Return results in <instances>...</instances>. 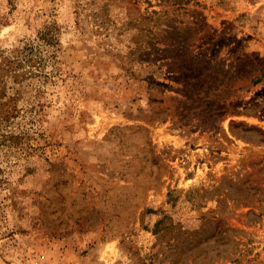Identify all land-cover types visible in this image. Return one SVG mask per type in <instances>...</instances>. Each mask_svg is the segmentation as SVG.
I'll list each match as a JSON object with an SVG mask.
<instances>
[{
  "label": "rangeland",
  "instance_id": "rangeland-1",
  "mask_svg": "<svg viewBox=\"0 0 264 264\" xmlns=\"http://www.w3.org/2000/svg\"><path fill=\"white\" fill-rule=\"evenodd\" d=\"M31 41L0 264H264V0H0V73Z\"/></svg>",
  "mask_w": 264,
  "mask_h": 264
},
{
  "label": "trees",
  "instance_id": "trees-1",
  "mask_svg": "<svg viewBox=\"0 0 264 264\" xmlns=\"http://www.w3.org/2000/svg\"><path fill=\"white\" fill-rule=\"evenodd\" d=\"M56 26L55 25H49L47 28L40 32L39 39L42 42V44H45V46H52L57 43V32H56ZM36 41L26 42L24 46L17 47L15 49V54L12 56H5V62L6 66H4V72H1L0 75H3L5 73H9L11 69H13L14 66H20L22 64H25L27 62H33L32 66H37L40 62L42 63V60L44 59L43 56L40 55L41 51L38 47L35 45ZM2 65V63H0ZM33 71V70H32ZM34 72V71H33ZM7 76H0V83L6 84L8 81ZM6 94V87L0 89V105L2 106L0 109V126L3 127V125L8 122V119H10V109L6 107L8 103L3 102V98Z\"/></svg>",
  "mask_w": 264,
  "mask_h": 264
}]
</instances>
